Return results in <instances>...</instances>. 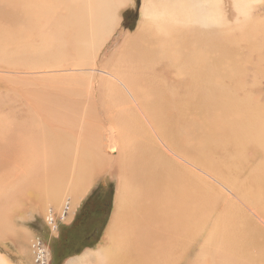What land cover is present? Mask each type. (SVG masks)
Returning <instances> with one entry per match:
<instances>
[{
  "label": "bare ground",
  "instance_id": "1",
  "mask_svg": "<svg viewBox=\"0 0 264 264\" xmlns=\"http://www.w3.org/2000/svg\"><path fill=\"white\" fill-rule=\"evenodd\" d=\"M129 1H24L27 10L46 15L60 9L65 15H61L59 28L53 23L51 32L43 34L42 39L38 35L37 41L27 42L28 37L21 38L22 34L17 38L14 45L21 43V49L34 50L37 66L23 72L0 69V76L6 80L0 87V233L10 230L12 211L32 209L40 211L56 231L57 222H70L101 171L110 168L116 174L117 185L115 210L104 234V245L85 250L69 264H247L248 260L264 258V241H257L252 225L242 224L248 215L264 228V162L257 163L246 187L248 180L241 176L219 174L220 165L228 169L232 165L230 156L226 163H219L212 154L223 146L228 149V141L242 137H248L246 141L264 152V110L253 112L236 104L222 113L221 120H209L212 124L203 127L200 146L192 151L195 155L189 151L190 146L191 155L180 151L181 146L180 150L169 147L167 140L169 106L179 115L194 104L189 101L207 106L208 101L223 100L220 85L236 73L235 53L233 59L229 50L220 53L222 49L215 44L219 34L214 36V32H220L219 28H223L220 33L229 44L234 41L232 25L225 28L221 17V0L144 1L137 30L118 48L108 71L100 76L102 118V114L96 115L89 99L90 77L74 85L72 93L69 91L73 97L63 93L69 85L62 76L97 65L98 51L120 20L119 11ZM243 1L230 0L231 7L241 12ZM261 24L263 31L257 37L248 35L252 30L246 28L248 44L244 47L251 55L250 62L259 66L257 72L264 77V22ZM66 38L74 41L73 52L55 47L57 41ZM6 46L1 40L0 50ZM229 47L234 51V42ZM52 48L51 63L45 55L50 56ZM71 54L84 67L62 65L66 56L70 61ZM168 72L172 75L170 81ZM238 74L244 77L247 72L241 70ZM46 77L51 82L44 80ZM38 79L52 86L46 90L33 81L30 84V80ZM229 101L227 98L225 105ZM132 104L136 106L134 112L138 111L136 120L130 117ZM241 113L242 120L238 117ZM111 146L116 151L112 148L113 152L108 153L107 147ZM233 152L235 158L241 157V151ZM218 196L224 207L212 217ZM23 229L16 233L19 244L28 246L24 247L27 257L29 250L33 257L38 251L44 260L43 253L47 252L38 248L36 239L30 241ZM193 243H199V249L188 258L186 252ZM256 249L259 253H253ZM0 264H4L1 257Z\"/></svg>",
  "mask_w": 264,
  "mask_h": 264
},
{
  "label": "rangeland",
  "instance_id": "2",
  "mask_svg": "<svg viewBox=\"0 0 264 264\" xmlns=\"http://www.w3.org/2000/svg\"><path fill=\"white\" fill-rule=\"evenodd\" d=\"M24 1L26 0H8V1L0 0V41L3 40L7 44V46L4 49L7 51L0 50V57H1L0 58V69L4 68L2 70H8L10 68L14 71L17 70V71L23 72V71H26V69L27 70L30 69L31 66H34V67L37 66V62L35 58L33 57L34 50H32L31 52L30 47L21 49L20 48L21 43L18 45H14V44H16L17 40L20 37L21 38L28 37L27 42L28 41L30 42L33 40H34L33 42L37 41L36 38L38 35L40 36V39H42L43 34L47 35L51 32L52 26L54 24H56V27L59 28V23L61 22V19H62L61 15H65L61 13L62 11H60V9H55L53 10V12L49 11L48 14L46 15L40 14L37 11L32 10L30 8L27 10L28 7L26 6ZM144 1H150V0H130L128 2V6L122 8L119 11L118 15L120 16V20L118 21L113 32L110 34L109 36L110 38L107 37L106 39L108 40L105 39V41L103 42L100 48L101 50H99L100 52L98 51L96 66H93V67L90 66V68L88 67V69L86 68L84 71L82 70L79 73L68 74L67 76L60 75L62 76L61 78L67 81L69 85V87L67 85L68 89L67 87L64 88L67 90L66 92H63V93H69L70 94L69 97L70 98L73 97L71 96L72 95L71 93L74 90V85H79L78 84L79 82L82 83L83 81H85L86 79L90 77V79H88L91 81V84L89 85L90 87L89 93L92 96H90L91 98L89 99L94 101L98 98L95 96L99 94L100 92L99 89H102V86H103L102 85L103 81L100 78L102 77L104 71L105 72L108 71V69L106 68L111 65V62H112L111 60L115 58L118 48L123 46L125 41L128 39V37L132 36L137 30L139 22H140V10H141V6ZM219 8H220L222 20H224L225 22V25H224L225 28H226V25L228 24L232 25L231 39H234V41L231 40L230 44L234 42V51L232 50V48L230 49L229 47L230 44L227 41V38L225 39L223 36V33H220V32H223V28L222 29L219 28L220 32L218 31L214 32V36L216 34H219V38H216L215 44L219 46V50L222 49V52L220 51V53L227 54L228 50L230 52V53L228 52L230 56L234 55L235 53L236 73H233L231 78L226 80V82L225 81L222 82L221 83L222 86L220 85L221 89L224 90L222 95L225 97L221 95V99L223 100L219 99L217 101L215 100V102L208 101L207 106H206V103L205 105H202L201 103H197L194 100L189 101L190 103H194V104H189L190 106L188 109H185L182 111L179 110L180 111L179 115L177 114L178 110L174 111L172 109V106L168 107V110H169L168 132L169 133H168L167 140H169L170 142V143L168 142V144H170L169 147L179 149V147L181 146V150L180 149L179 150L180 151L184 150L183 151L184 153H190L189 151L192 152L195 146L197 147L200 146V143H201L200 139L202 138V134L200 133L203 132V127L204 129H207L205 127L206 123L208 125L212 124L211 121L209 120L212 119V121L214 120V122L217 121L219 118H220L219 120H221L222 113L227 110L229 111L230 109L235 108L234 105L237 104L238 108L242 107L241 109H245V110L249 109L250 111H253V112L259 111V108L264 110V77L260 76L257 72V69L259 66H256L255 63L253 62H250L251 55L247 53L246 51L247 48L244 47L246 44H248L247 37H246L247 35L246 28L250 27L252 32L249 33L248 35H251L253 37L254 36L257 37L256 34L259 33L261 30L260 29L262 26L261 23L264 22V0H244L242 4L241 12H237L234 10L233 7H231L230 0H221V2L219 3ZM238 29H240L241 32ZM20 34H22V36H20ZM73 44H74V41H70L66 38L61 41H57L55 44V47H61L63 48L62 50L64 51L71 49L69 51L73 52L72 50L76 49L75 44L74 45ZM53 51H54V48H52L50 56L48 53H46L45 55L46 57H49V60L51 61V63H52L51 57H53ZM27 54L29 55V57ZM65 58L66 59L62 63V65L64 66L72 65L74 66L75 69L79 67H84L83 66L84 64L82 65L81 63L76 62L75 56L73 57V55L70 57L71 59L73 58V60L69 58L71 62L68 60L67 56ZM49 60L47 59L48 62ZM103 61H104V64H103ZM16 62L18 63L16 64ZM76 63L79 65H77ZM105 63L107 64V66L105 65ZM9 65H11V67ZM17 67L20 68V70ZM21 68L23 70H21ZM90 69H93V71H91ZM241 70H242V73L243 71L247 72V74L243 75L244 77H242L241 74H238ZM93 72L96 74H94ZM0 79L2 80L3 77L0 76ZM1 80H0V87L6 84L5 82L6 80L5 81L4 79L2 81ZM44 80L46 81L48 80L49 82H51V79L49 80V77H46V79ZM44 80H39V79L35 81L30 80L31 83L30 82L29 83L32 84L33 82H35L39 84L40 87L42 88L46 87L45 89L48 90V88L51 87L52 85L45 84ZM170 80H172V75L168 72V81ZM226 97L228 98V101L230 100L229 101L230 103L228 102L229 105H225L227 102ZM95 102L98 105V102L97 101ZM95 102L93 103V105L96 110ZM210 108L212 109V112L210 111ZM253 112L251 113L253 114ZM96 113H98L97 110H96ZM184 113L186 116L184 115ZM190 114H193L195 118L192 115L190 116ZM172 116H174V119ZM254 116L258 117V114ZM254 116H252L253 120L254 119L257 120L256 118H254ZM238 117L240 118V120H242L244 118V114L242 113L241 115L238 114ZM255 120H254V123H255ZM188 121L189 123H187ZM171 126L174 128L176 127L177 128L171 129L172 128ZM175 132L176 133L178 132L177 134H179L180 132L182 133V135L181 134L177 135ZM190 137H192L191 140H190ZM246 139H249V138L242 137V139H239V140H230L227 142L228 149L225 148L226 146H223L222 148L214 149L213 150L214 152H212V154L214 155L215 160L218 161L219 163L220 161L221 162L224 161L226 163V161L229 160L228 157L230 156V158L233 159V163L229 169L227 168L226 165L224 167L223 165L219 166V163H218L219 174L220 175L221 174L222 175L232 174L230 175L231 177L237 176V175L241 176L242 178L248 180V182H246V187H247L253 179L252 171L257 166L262 165L264 162V155H263L264 152L261 153L260 151L255 149L254 148L255 145L250 143L249 140L246 141ZM178 140H181V141H178ZM189 141L191 144H189ZM174 142L176 144L178 143V145L176 146ZM183 142L186 144V146L187 145L190 146L191 150L189 148V151H188V146L186 147L185 144H183ZM192 142L195 145L194 144L192 145ZM172 143L174 144V146H172ZM180 143H182L183 145L182 144L180 145ZM184 146L187 148V150ZM250 146L252 147V150ZM110 150L113 152L112 149ZM110 150H108V153L110 152ZM175 150L176 152L178 151L177 149ZM236 150L241 151V157L238 159L237 157L235 158L234 157L235 155L232 154L234 153L233 151L236 152ZM189 155H191V153ZM192 155H195L194 152H192ZM105 169L101 171L102 175L99 174V176L101 175V177L97 179L96 182H94L90 190L87 192V194L81 201V204L78 208V211L74 215L73 220H70V222L67 224L61 221L57 222L56 231H55V228L53 229L48 226V224L44 220V217L41 215V212L38 210L33 211L34 209H32V210H27V211H23V210L22 211L14 210L15 212L12 211V217L10 218V224H9L11 227L10 230L4 233L2 231L0 233V236H1L0 237V257L2 258V260H4V264H67L70 259L80 255L85 250H95L98 248L100 244H103L104 239L102 235H104L103 232L105 231L108 225V220L110 218V215L112 214V210L114 207L115 193H116L115 189L117 185L116 174L110 168H105ZM247 169L249 171H247ZM203 181L207 182L204 179ZM215 202L217 204H214L215 206L213 207L214 211H212V217H214V215L216 216L217 214H219L221 209L224 207V202L222 201L221 197L218 196V201L216 200ZM178 209H181V208H178ZM243 218L246 221L242 224H245L247 227L252 225V227H254V232L257 235L256 239L258 238L260 242L264 241L263 240L264 239L263 237L264 228L256 221V219L255 218L253 219V217H250L248 215L244 216ZM20 229H23L29 234L30 241L33 239L37 240L38 248L40 249L42 248L41 250H44V252L45 251L47 252V253H43L44 260L40 258L38 251L35 254V257H33L34 256L33 251L31 252V250H29V253H28L29 257H27V254H26L27 250L24 247H28V246L21 245L18 242V234L16 233V231ZM259 230L261 231L259 232ZM101 237H102V241L100 243L99 241ZM258 239L257 241H259ZM247 240H250V239H247ZM20 247H22L23 253ZM198 249H199V243L190 244L189 249L186 252V256L188 258L194 257V255L198 252ZM253 253H259V252L256 249L255 251H253ZM185 263L186 261L185 262L183 261L180 264H185ZM252 263L253 264H264V258L260 256L259 258L248 260L247 262V264H252Z\"/></svg>",
  "mask_w": 264,
  "mask_h": 264
},
{
  "label": "crops",
  "instance_id": "3",
  "mask_svg": "<svg viewBox=\"0 0 264 264\" xmlns=\"http://www.w3.org/2000/svg\"><path fill=\"white\" fill-rule=\"evenodd\" d=\"M91 96H92V95H91ZM98 96H99V94H97V96H95V97H98ZM95 99H96V98H95ZM96 100H97V102L99 101L98 98H97ZM96 100H94V101H96ZM127 100H129V99H127ZM94 101H91L93 107H94V105H93ZM125 101H126V99L123 100V104H124ZM129 101H130V100H129ZM95 103H96V102H95ZM126 103H127V102H125V106H126V108H127V107H129V105L127 106ZM99 105H100V106H99ZM132 106H134V108H133V111H132V113H131L132 115L130 114V117H131V118H134V117H135L134 120H136V119H138V117L136 116V115L138 114V111L136 110V112H134L136 106L133 105V104H132ZM94 109H95V107H94ZM99 109H100V110H99ZM96 110L98 111L99 114L96 113ZM96 110H95L96 115L99 117V116L102 114V115H101V118H102V117H103V112H104V111L101 109L100 101L98 102V105H97V103H96ZM133 115H134V116H133ZM101 122L103 123L104 121L102 120ZM109 127H110V126H109ZM109 127H108V128H109ZM116 128H117V127H116ZM117 129H118V128H117ZM108 130H111V132L108 131V133L110 132V134L112 135V133L114 132V131H112V128L110 127ZM113 130H114V129H113ZM111 135H110V136H111ZM112 136H113V135H112ZM113 137H114V136H113ZM107 139L109 140V136H108ZM104 140H105V139H104ZM112 148H113V149L115 148V151H116V147H112V146H111V147H107L108 150H110V149H112ZM113 149H112V150H113ZM104 150H106V148H104ZM110 152H112V151H110ZM101 174H102V173H101ZM114 210H115V204H114V207H113V210H112L113 213H114ZM124 214H127V212H124ZM74 215H75V213H74ZM74 215L72 216V219H71V220H73ZM112 215H113V214L110 215V218H109V220H108V225H107L105 231L103 232L104 234H105L106 230H107L108 227H109V224H110V221H111ZM128 216H129V215H123L122 218H127ZM102 237L104 238V235H102ZM102 237H101V239H100V241H99L100 243H101V241H102ZM101 245H104V242H103V244H101ZM69 261H70V260H69ZM69 261H68V262H69ZM67 264H69V263H67Z\"/></svg>",
  "mask_w": 264,
  "mask_h": 264
}]
</instances>
